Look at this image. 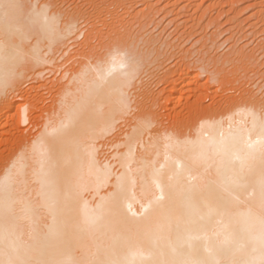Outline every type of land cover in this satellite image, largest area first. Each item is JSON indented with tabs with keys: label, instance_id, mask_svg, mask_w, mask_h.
Instances as JSON below:
<instances>
[{
	"label": "bare ground",
	"instance_id": "obj_1",
	"mask_svg": "<svg viewBox=\"0 0 264 264\" xmlns=\"http://www.w3.org/2000/svg\"><path fill=\"white\" fill-rule=\"evenodd\" d=\"M13 2L22 7L7 24L0 19V45L18 46L25 62H0V126L10 124L17 133L0 154V260L261 264L264 106L241 100L222 115L202 118L190 134L154 128L156 121L139 116L119 135L139 64L129 46L111 43L92 59L85 52L87 60L72 68L66 84L52 79L64 84H54L53 106L37 114L31 105L38 103H27L17 117L16 111L3 119L4 102L42 98L37 89L46 83L28 85L33 93L22 92L21 84L56 61L85 14L61 10L53 0ZM69 115L73 129L54 133ZM29 123L35 134H24L21 125ZM106 138L113 149L107 155Z\"/></svg>",
	"mask_w": 264,
	"mask_h": 264
},
{
	"label": "rangeland",
	"instance_id": "obj_2",
	"mask_svg": "<svg viewBox=\"0 0 264 264\" xmlns=\"http://www.w3.org/2000/svg\"><path fill=\"white\" fill-rule=\"evenodd\" d=\"M56 4L69 13L76 10L77 16L85 13L81 15L85 19L78 17L80 35L77 31L53 53L55 62L35 70L46 69L43 74L35 73L32 80L28 77L21 84L22 92H31V85L36 88L46 83L37 89L43 103L21 98L8 104L4 100L3 119L16 111L17 117L22 106L31 102L38 103L37 107L31 105L37 114L41 108H49L58 97L54 80L66 84L72 68L87 60L89 51L92 59L111 43L119 46L111 45L113 48L129 46L139 64L127 90L132 106L115 130L119 135L139 116L156 121L154 128L161 125L190 134L202 118L222 115L241 100H258L264 106V0H58ZM176 86L180 89L173 96L170 91ZM9 125L0 126V154L4 142L17 134ZM21 127L24 134L37 131L30 123ZM103 142V153L111 152V140Z\"/></svg>",
	"mask_w": 264,
	"mask_h": 264
},
{
	"label": "snow or ice",
	"instance_id": "obj_3",
	"mask_svg": "<svg viewBox=\"0 0 264 264\" xmlns=\"http://www.w3.org/2000/svg\"><path fill=\"white\" fill-rule=\"evenodd\" d=\"M22 6L18 3L13 2V0H0V19H2L6 24L10 20V18L14 14H18L19 10ZM45 22H47V18H45ZM0 62L7 65L11 62L14 66H22L25 62V56L20 51L19 47L16 45H10L5 43L4 45H0ZM74 127L73 120L71 115L66 123H64L60 129L53 130L54 133L60 131H70ZM7 177L6 182L3 185L5 191H7ZM261 186L262 190H264V174L261 176ZM262 200H264V196H262ZM87 222L89 224L95 223V217L88 216ZM262 230H264V219L261 221ZM133 257L142 256V252H134ZM0 264H136L135 259L131 261H120L106 258H93L85 261H75L72 259H37V260H0ZM143 264V262H141ZM193 264H201V262H193ZM261 264H264V260L261 261Z\"/></svg>",
	"mask_w": 264,
	"mask_h": 264
}]
</instances>
